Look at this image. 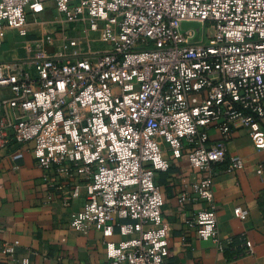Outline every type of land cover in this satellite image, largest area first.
Listing matches in <instances>:
<instances>
[{
  "label": "built area",
  "instance_id": "built-area-1",
  "mask_svg": "<svg viewBox=\"0 0 264 264\" xmlns=\"http://www.w3.org/2000/svg\"><path fill=\"white\" fill-rule=\"evenodd\" d=\"M49 9L55 19L41 21ZM10 32L29 39L22 56L0 61V154L17 162L32 144L50 187L71 201L85 191L70 225L104 236L117 227L124 239L106 244L107 264H168L157 176L185 155L201 178L182 201L209 206L183 223L222 248L213 185L227 148L210 146V132L246 128L264 150V0H0V49ZM19 247L1 253L31 264ZM254 253L245 241L240 255Z\"/></svg>",
  "mask_w": 264,
  "mask_h": 264
},
{
  "label": "crops",
  "instance_id": "crops-1",
  "mask_svg": "<svg viewBox=\"0 0 264 264\" xmlns=\"http://www.w3.org/2000/svg\"><path fill=\"white\" fill-rule=\"evenodd\" d=\"M52 11L41 13L40 20L55 17ZM47 26L34 29L45 32ZM26 42L17 46L23 47L21 52L12 48L13 41H7L2 51L16 59L25 53ZM217 142L227 148L225 161L215 166L213 185L223 247L212 240H202L196 229L184 225L185 215L205 210L209 204L194 199L182 201L201 174L186 155L180 160L172 159L170 169L157 176L165 199L164 218L171 224L168 264H264V171L259 172L260 168L264 170V150L254 146L246 128H235L228 136L213 128L209 145ZM32 146L17 162L12 161L7 150L0 154V264H20L1 253L4 243L15 241L20 242L17 258L29 256L31 264H107L106 244L124 239L119 230L114 226L110 236H104L94 225L86 232L74 230L71 215L83 208L85 191L79 200L71 201L67 191L57 192L50 187L34 159ZM232 159L243 161L244 168L229 170ZM238 207L249 210L247 219L234 216ZM247 240L253 243L255 253L240 255Z\"/></svg>",
  "mask_w": 264,
  "mask_h": 264
},
{
  "label": "rangeland",
  "instance_id": "rangeland-1",
  "mask_svg": "<svg viewBox=\"0 0 264 264\" xmlns=\"http://www.w3.org/2000/svg\"><path fill=\"white\" fill-rule=\"evenodd\" d=\"M51 3H49V5H50ZM52 5V4H51ZM52 13H53V15L54 16H56L57 15V12L55 11V10H53L52 11ZM31 19V21L33 20V18H30ZM47 20H45V21H51V20H54L55 19V17H53L52 18V16H48V18H46ZM211 26H210V24H207V25H205V28L206 29H208V28H210ZM192 29H194L196 32H198V33H200V31L202 30V26L201 25H193L192 27H191ZM53 30V28L51 27V26H47L46 27V31L45 32H50V31H52ZM42 34V32H41V30L40 31H37V32H34L33 34H32V38L33 37H36L37 35H41ZM9 40H8V42H11V41H13V44H12V48H14V50L16 49V50H19L20 52H21V49L23 48H19V47H17L19 44H20V42L21 41H24V40H26V41H28V39L29 38H14V36H13V33L12 32H10V34H9ZM97 47L98 48H105V46L104 45H102V44H98L97 45ZM3 49V48H2ZM2 49H0V59L3 57V60H1V61H6V60H12V58H11V55H13V54H4L3 53V51H2ZM1 53H3V54H1ZM20 56H22L23 54H19ZM8 93V91L7 90H4V89H0V97L3 95V94H7Z\"/></svg>",
  "mask_w": 264,
  "mask_h": 264
}]
</instances>
